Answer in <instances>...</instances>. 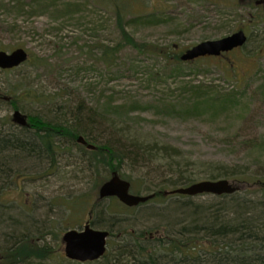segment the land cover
Instances as JSON below:
<instances>
[{
    "label": "rangeland",
    "instance_id": "1",
    "mask_svg": "<svg viewBox=\"0 0 264 264\" xmlns=\"http://www.w3.org/2000/svg\"><path fill=\"white\" fill-rule=\"evenodd\" d=\"M257 13L262 10L243 0H0V50L24 48L32 58L0 71V138L15 135L29 142L34 136V129L12 122L15 109L56 124L77 125L75 117L88 113L111 120L122 132L114 145L126 153L120 174L140 195L173 189L172 179L210 180L222 172L219 163L229 166L228 173L264 174V17L251 21ZM246 21L250 41L222 57L179 68L137 50L141 44L172 46L180 56L202 41L231 35ZM57 142L56 153L38 160L13 148L0 156L7 161V171L3 163L0 170V254L5 259L8 253L7 264H126L117 254L130 246L136 254L151 250L159 264H211L220 255L217 247L224 255L237 253L230 237L190 229L182 235L177 229L184 224L174 230L162 217L171 213L188 224L192 220L185 214L195 207L220 215L229 197L162 194L135 207L115 197L100 200L108 168L96 165L80 143L67 137ZM133 143L165 155L136 158L125 149ZM219 179L237 184L239 199L261 196L233 177ZM89 220L113 231L106 259L69 261L62 237ZM24 239L46 248L45 256L30 252L14 259L12 247ZM173 240L186 244V253L168 252L179 249Z\"/></svg>",
    "mask_w": 264,
    "mask_h": 264
},
{
    "label": "trees",
    "instance_id": "2",
    "mask_svg": "<svg viewBox=\"0 0 264 264\" xmlns=\"http://www.w3.org/2000/svg\"><path fill=\"white\" fill-rule=\"evenodd\" d=\"M118 12L119 14H121V9H119ZM258 17L263 18L264 14H261ZM137 50L140 53H150L153 56L161 57L166 61L168 65L173 67L180 68L185 64H190L198 61L196 60L190 63H183L180 60L179 54L174 53V49L172 48V46H170L169 48H161L159 46H152V48H147L146 45L141 44V46L138 47ZM105 53L106 55H111L108 48L105 50ZM31 59L32 58H30L29 61H31ZM29 61L27 63H29ZM15 108L17 107L15 106ZM75 118L79 120L77 121V125L69 124V121L64 124H56L49 122L41 118L40 116H31L29 119V126L25 128L34 129V136L32 138H29V142L22 140L15 135H13L12 137H1L0 156L4 157L5 155H3V153H5L9 148H13V150H20L22 153L29 154V157H26L28 158V160H38L41 158V156L45 154L47 155L50 152L56 153L55 148L58 146L61 147V145H59L57 142L58 139L67 137L70 141L76 143L77 138L82 135L89 143H92L96 146L95 149H88L86 146L80 144V147L84 152H89L91 154L90 157L94 161H96V165L102 164L103 166L108 168L110 173L112 171H118L120 173L122 171L121 163L125 158L126 153L118 149L117 145H114V141L116 140L120 144V137L116 136L121 135L122 133L121 130H119L117 124L105 118L95 119V117L90 115L89 113L85 115L78 114ZM97 134H100L99 136L102 137L105 136L107 138V142H98L97 139L99 136H97ZM125 149L128 154L134 155L136 158L142 160L146 159L148 161L160 159L165 155L162 151H155L150 148L141 147L135 143L131 144L130 148L126 147ZM2 163L4 166L3 169L5 171V165H7V161H3L0 159V170L2 167ZM217 165L220 166L219 168L222 169V172L220 174L211 175L209 177L210 180H217L223 176L233 177L237 181H241L242 183H244L245 186H255L257 188V193H261V196H259L260 198L257 197L239 199L234 194L223 195V197H229V199L223 203L225 205L221 209L220 215L207 208L205 209L195 207L197 209L194 212L188 211L185 214L192 220L189 221L188 224H185V222L180 218H178V220H175V218L173 217L174 215L171 213H162V217L172 221V224L175 225L173 227L174 230H176V226L184 224L183 229H177L178 232L182 235H184V232H190L191 230V232L197 233H201L202 231H204V234L213 237L215 236L216 238L230 237L235 244V250L234 248L231 249L237 253L232 255H224L227 253L225 251H221V248L217 247L216 252H219L220 255L217 254L213 256L212 260L210 261L211 264H264V200H262L264 199V174L250 173L247 171L228 173L225 172L229 167L226 166L227 164L219 163ZM176 167V165L172 166V168H174V171L178 170V168ZM186 180L188 182H186ZM194 182L195 180H191L190 178H179L176 180L172 179V182L169 184V186L173 187L174 189L178 187H184L183 184H186L185 186H188L187 183L190 185ZM165 189V186L159 187V189L152 191L151 194H155L156 197H159L163 194V191H165ZM189 209L190 208H188V210ZM91 222L96 228H99L96 226L95 221ZM108 230L112 235L113 231L109 228ZM160 231L162 232V230ZM138 237L143 238L142 235ZM172 244L174 245V247H178L179 249L169 248L168 250H170L171 252H176L177 254L180 253V255L186 253V244L184 245L183 243L182 245L179 244V246H177L176 240H173ZM123 249V252L117 254V257L126 259V262L123 261L126 264L132 261L135 264H159L157 258L153 256L154 254L150 252L148 253V250H144L147 252L146 256L148 259L146 261H142L140 260L141 257L138 255V253L136 254V251H134L136 250L134 246H130V248L124 247ZM21 251H23V253H21ZM198 251V253H200L201 250ZM30 252H35V255H37L38 257H43L47 253V249L44 247L34 246L30 239H24L23 241L18 243L17 246L12 247V256L14 259L26 257L27 255L31 254ZM198 253H191L188 254V256L193 257V255H197ZM7 254V252L4 253V257L6 259L8 258ZM189 260L191 259L187 258V261ZM197 263L201 264L200 262ZM113 264L120 263L114 262ZM166 264L173 263L168 261L166 262Z\"/></svg>",
    "mask_w": 264,
    "mask_h": 264
},
{
    "label": "water",
    "instance_id": "3",
    "mask_svg": "<svg viewBox=\"0 0 264 264\" xmlns=\"http://www.w3.org/2000/svg\"><path fill=\"white\" fill-rule=\"evenodd\" d=\"M247 39L245 32L240 30L216 40H206L185 51L181 59L183 61H191L203 56H219L224 52L243 46ZM28 58L29 53L24 48H18L11 53L0 51V68L11 69L19 67ZM13 121L23 127L28 125V117L20 110L14 111ZM78 141L86 144L90 149L95 148L94 145L87 144L83 136H80ZM130 189L131 183L121 178L117 171H114L111 177L100 186L98 196L100 199L116 196L129 207L138 206L139 203L146 202L154 197V195H136ZM238 190L239 187L234 186L228 179L202 180L186 187L167 190L164 195L184 194L195 196L203 193L224 195L233 194ZM109 236V231L96 229L89 222L81 230L69 229L63 235L65 254L68 258L80 262L97 260L105 254Z\"/></svg>",
    "mask_w": 264,
    "mask_h": 264
},
{
    "label": "flooded vegetation",
    "instance_id": "4",
    "mask_svg": "<svg viewBox=\"0 0 264 264\" xmlns=\"http://www.w3.org/2000/svg\"><path fill=\"white\" fill-rule=\"evenodd\" d=\"M243 1H245V3H247V6H249L250 8H255V9H257V10H262V13L264 12V0H243ZM261 13V14H262ZM253 16H252V19L253 20H251V21H255V20H262V18H259L258 16H260V14L259 13H257V14H252ZM255 17H256V19H255ZM258 18V19H257ZM247 22L248 21H246V22H244V24L243 25H241L236 31H238V30H240V29H243L245 32H246V34L248 35V29H246V27H247ZM250 38H249V36H248V40H247V42H246V44L250 41L249 40ZM263 45H264V40L261 42ZM245 44V45H246ZM244 45V46H245ZM226 54H224V55H221L220 57H222V56H225ZM210 58V57H209ZM1 71H7V70H1ZM137 236H141V235H137ZM152 236H154L153 234H151V237ZM145 238V237H144ZM138 252V255L139 256H146V254H143V253H141V250H138L137 251ZM148 252H152L151 250H148ZM168 252H171L170 250H168ZM140 253V254H139ZM3 256L0 254V262H2L3 261ZM6 259V258H5ZM4 259V261H5V264H7V262H6V260ZM104 259H106V255L105 256H103V257H101L100 259H98V260H96L95 262H98V261H101V260H104ZM69 260V259H68ZM69 261H71V260H69Z\"/></svg>",
    "mask_w": 264,
    "mask_h": 264
}]
</instances>
